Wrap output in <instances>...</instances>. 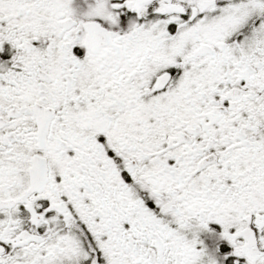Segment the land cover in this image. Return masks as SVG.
Returning <instances> with one entry per match:
<instances>
[{
	"label": "snow or ice",
	"instance_id": "obj_1",
	"mask_svg": "<svg viewBox=\"0 0 264 264\" xmlns=\"http://www.w3.org/2000/svg\"><path fill=\"white\" fill-rule=\"evenodd\" d=\"M0 264H264V0H0Z\"/></svg>",
	"mask_w": 264,
	"mask_h": 264
}]
</instances>
